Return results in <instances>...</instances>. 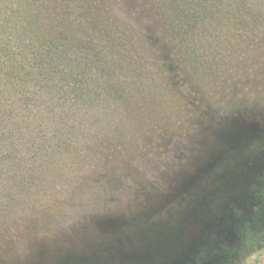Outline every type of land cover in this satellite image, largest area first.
<instances>
[{"label":"rangeland","instance_id":"1","mask_svg":"<svg viewBox=\"0 0 264 264\" xmlns=\"http://www.w3.org/2000/svg\"><path fill=\"white\" fill-rule=\"evenodd\" d=\"M99 3L12 26L66 50L53 81L85 99L16 144L3 127L0 264H264V0H213L186 46L153 0Z\"/></svg>","mask_w":264,"mask_h":264},{"label":"trees","instance_id":"2","mask_svg":"<svg viewBox=\"0 0 264 264\" xmlns=\"http://www.w3.org/2000/svg\"><path fill=\"white\" fill-rule=\"evenodd\" d=\"M30 1V7H33L35 14H40L39 20L55 17L60 19L63 24L66 22L69 23L68 25H73L71 23L72 18L76 19V16L90 14L96 8L100 16L99 0ZM153 1L158 14L164 17L165 26L169 31H172V36H177L176 39L181 40V46L194 43L191 38L195 35L196 29L202 28L201 21H205L206 18L215 13L214 5H212L213 0ZM17 3L24 5L22 8L16 7ZM15 5L13 10L17 15L10 12L11 16H5V20L0 22V147L2 146L1 140L7 138L3 133L5 125L10 128L8 130L16 129L18 131L22 129L21 132L25 133L26 129H33L46 124H61L63 126L73 124V118L67 114L69 113L70 116L75 114L69 112L72 106L83 108V98L85 97L84 90L72 92L74 91L71 89L73 84L70 82L58 85L55 80L53 81L52 69L56 68L55 65L68 70L65 73L66 77H74L72 74L74 72L68 68L69 59L65 56L66 50L58 47L52 37H49L44 43H38L35 42L32 32L28 35L26 30L14 29L12 26L20 25L22 19L27 17V9H30V7L26 8L28 5L23 0L17 1ZM59 10L61 15L58 13ZM241 19L244 20L242 17ZM48 27L51 28V25ZM68 30L69 33L72 31L71 29ZM47 32L50 33V30L48 29ZM184 37H186L185 40H183ZM76 51V57H80L78 54L82 53L78 52L79 50ZM35 107L50 111L58 108L65 110V113L59 111L55 114L53 111V115L48 116ZM20 134L18 131V136L11 135L7 139L16 144L17 141L22 140ZM30 145L31 149L28 150L31 154L29 164H33L41 155H37V148L34 144ZM4 147H8V145ZM8 157V153L0 154V168L4 166V159ZM12 159H14L11 161L12 164L17 166L20 160H17L16 157Z\"/></svg>","mask_w":264,"mask_h":264}]
</instances>
